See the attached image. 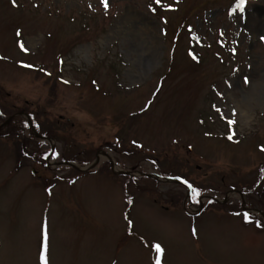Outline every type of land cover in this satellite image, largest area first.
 <instances>
[{
    "label": "rangeland",
    "instance_id": "1",
    "mask_svg": "<svg viewBox=\"0 0 264 264\" xmlns=\"http://www.w3.org/2000/svg\"><path fill=\"white\" fill-rule=\"evenodd\" d=\"M164 1L0 0V264H264V0Z\"/></svg>",
    "mask_w": 264,
    "mask_h": 264
},
{
    "label": "trees",
    "instance_id": "2",
    "mask_svg": "<svg viewBox=\"0 0 264 264\" xmlns=\"http://www.w3.org/2000/svg\"><path fill=\"white\" fill-rule=\"evenodd\" d=\"M150 2L151 3H150V6H149V10H150L151 13H154V14H157V12H158L157 10H159V9L161 10V9H164V8L166 9L169 6V5H167L168 3H166L164 0H158V2H157V0H150ZM184 22H185V20L181 19V22H180L179 26L175 29V35H177L179 33V31H180L181 27L183 26ZM216 40L221 44L222 47H224L225 49H228L229 45L227 44L226 40L219 39V38H217ZM212 42H214V39H210V40L207 39L206 44H205L206 47L211 48L212 47L211 46ZM194 44H195V39L192 40V46ZM190 52L197 59H199V57L201 56V54H195L192 50H190ZM56 63L58 64L57 58L55 59V62H54L55 66H56ZM26 113H28V116L31 118V113H29V112H26ZM0 119H2L1 120L2 122H3V120H6L5 123H4V127H3V129L5 128L4 131H3L4 133H6L8 131H11V130H14V124H12V121H13L14 118L9 117V116H5V115L2 114V116H0ZM48 134H49V132L45 131V135H48ZM25 139H26L25 137L22 138L24 143L26 142ZM21 152H23V149L21 150ZM44 154L45 153H42V155H44ZM163 174H165V173H163ZM165 175H167V174H165Z\"/></svg>",
    "mask_w": 264,
    "mask_h": 264
},
{
    "label": "snow or ice",
    "instance_id": "3",
    "mask_svg": "<svg viewBox=\"0 0 264 264\" xmlns=\"http://www.w3.org/2000/svg\"><path fill=\"white\" fill-rule=\"evenodd\" d=\"M157 2H158V0H157ZM101 3L104 4L105 7H107L106 0H101ZM243 5H244V0H238L237 7L242 9ZM13 6H15V4ZM20 47H21V50H23V45H21ZM228 123H229V125H231L233 122L229 121ZM229 139H231V136L229 137ZM137 147H140V146L137 145ZM261 150L264 151V149H261ZM180 183L183 184V183H185V181L181 180ZM189 187H191V186L189 185ZM192 194H193V197L195 198V196L197 195V192L195 189H192ZM194 202H195V200H194ZM245 221L248 222L247 215H245ZM257 226L259 227V225H257ZM156 251L160 252V249L158 246L156 247ZM40 258H41L42 264H44V254L43 253L41 254Z\"/></svg>",
    "mask_w": 264,
    "mask_h": 264
}]
</instances>
